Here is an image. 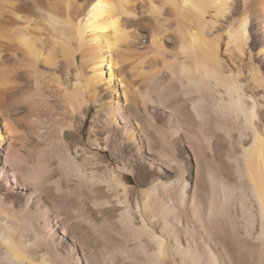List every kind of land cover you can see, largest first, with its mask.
<instances>
[{"label":"bare ground","instance_id":"bare-ground-1","mask_svg":"<svg viewBox=\"0 0 264 264\" xmlns=\"http://www.w3.org/2000/svg\"><path fill=\"white\" fill-rule=\"evenodd\" d=\"M146 1L150 12L144 14L148 12L146 18L153 23L149 24L153 31L151 45L156 52V61L148 65L150 70L160 62L163 65L154 71L167 87L165 111L172 116L167 132L170 137L182 134L194 141V156L198 154L203 160L200 163L195 159L200 174L196 172L206 178L211 188L216 187L207 208L203 209L199 201H194L196 197L189 194L186 169L182 160L169 152L167 137L159 138L162 162L155 165L150 150L142 154L144 147L146 150L152 146L136 125L141 120H138L141 116L138 104L146 102L141 93L146 87L140 91L139 85H143L137 81L138 76L143 79L154 71L143 70L146 64L145 68L141 65L143 69H137L139 72L133 71L142 63L138 49L143 46V33L136 22L144 16L134 0H0L1 123L7 131L17 133L19 138H13L29 140L22 131L24 127L19 128L21 118L12 117L17 106L25 103L24 113L29 117L28 128L33 136L45 142L48 134L57 131L63 140L65 130L73 128L72 119L75 116L85 119L90 104H96L101 112L92 128L99 124L103 136L99 141L95 138V147L99 151L116 152L121 163L110 171L109 179H104L96 170L100 159L94 160L88 149L83 148V164L76 163L74 178L93 183L103 178L114 189L119 186L125 191L119 171L128 170V159L133 161L138 156L137 161L156 169L149 187L142 192V202H137L135 209L128 199L118 200L123 207L120 219L134 231L132 239L156 246L155 253H145L139 264H175L176 259L181 264H264V95L258 92L263 90L264 82L260 64L249 50L250 28L256 24L264 35V0H160L159 7L154 4L156 0ZM258 40L256 54L263 60L264 38ZM161 42L165 43L164 48L171 43L175 45L172 50L169 47L163 50ZM244 68L250 73L251 82L244 77ZM126 70L137 80L128 78ZM204 111L213 115L216 123L213 129L211 124L209 128L203 125V134L198 133L200 138L194 132V121L203 120ZM145 122L152 132L157 131L154 122L149 119ZM212 130L226 139L227 156L231 160L237 158L230 150L234 141L241 147L238 159L243 170H239V176L245 175L250 182L252 196L258 204L255 218L249 214L247 217L243 214L241 219L234 216L229 198H233L236 189L228 180L223 163L209 162L204 150L196 145L207 143L211 137L208 132ZM128 143L132 150L124 153L122 146ZM46 157L27 152L21 159L38 163ZM4 165L0 167V178ZM173 175L175 180L171 178ZM23 186L21 204L27 209L31 196L28 186ZM4 210L0 208V264H82V261L92 264L75 251L63 254L58 243L42 246L37 232L31 240L25 239L23 231L31 224H38V218L35 223L22 222L25 226L19 227V217ZM136 213L137 225L134 224ZM222 217L235 233H243L242 239L238 235L232 242L240 243L236 245L239 248L229 246L228 259L214 244L218 241L210 229L216 226L223 231ZM153 223L159 232L151 227ZM227 240L223 237L222 242L228 243ZM77 250L86 253L79 247Z\"/></svg>","mask_w":264,"mask_h":264},{"label":"rangeland","instance_id":"rangeland-1","mask_svg":"<svg viewBox=\"0 0 264 264\" xmlns=\"http://www.w3.org/2000/svg\"><path fill=\"white\" fill-rule=\"evenodd\" d=\"M134 1L137 3V9L142 8L140 12L144 16L142 17L143 20L141 19L139 22H136L138 23L136 25L142 30L141 32L143 33V46L138 49V53L142 55L141 57H143H140L142 63H139L140 65L137 64L136 68L133 71L139 72L137 71V69L141 70L145 67L146 68L143 70L154 71L158 68L160 69L161 67H163V65L160 62L156 68L151 70L148 65L151 64L152 61L153 63L154 61H156V52L151 45V35H153L152 25H149L153 23H149L151 19L146 18V15L148 14V12H150L147 8L148 3L146 0H144L143 2H140V0ZM145 2L147 5L145 4ZM154 4H158L157 7H159L161 1L156 0ZM145 11L148 12L144 14ZM139 24H141V27ZM255 25L250 28L251 41L249 44V50L253 54L254 60L256 62H259L260 64L259 67L263 75L262 81L264 82V59L261 60L260 55L256 54L257 44L259 41L258 39L260 37L264 38V35L259 32L257 25ZM159 38L160 37L158 35L157 39ZM161 43L163 45V50L168 49V47L172 50L175 45L174 43H171L164 48L165 43ZM141 65H143V68H141ZM126 72V76H128V78L130 76L132 77V75L129 74L131 73L130 71L126 70ZM156 73L157 72L154 71L152 73L153 75L149 74L143 79L140 76H138L139 78L133 76L134 79L135 77L138 78V85L141 83V85L144 86L141 87L139 85L140 91H142V88L145 87V89L149 91L150 88V92L145 91V89L141 92L144 94V102H146L145 105H143L144 103L138 104L139 112L141 115L138 116V120H141H139L140 122L137 121L136 125L138 123L137 127L139 132L144 131L140 135L147 136L149 138V142H151L149 144L150 147H154H151V149L147 148L146 150L144 147L142 154L146 155L147 153H149V151L147 150H150V154H153L152 157L155 160V165L156 163H159V161L162 162L164 159L162 153L159 151V138L167 137L170 141L168 145L169 152L181 159L183 162V167L186 169L185 178L188 181L187 190L189 191V194L192 193V196L194 195L193 198L196 197L194 201H199V204H202L203 209H205L208 206L207 204L209 198L211 199L212 197H214L213 192L216 190V187L211 188L212 186L207 182L206 178L202 176L199 177L196 172L198 170L196 169L195 159L200 161V163H202L203 160L199 159L200 157L198 154V158L194 156L196 155L192 147L194 141L192 139H189L185 135L183 136L182 134L170 137L169 133L167 132L172 121V116L169 114V112L165 111L166 100L164 99H167V87L166 84L161 79H159V74ZM244 77L248 81H250L251 79L250 73H248L247 68H244ZM147 83L148 86H145L147 85ZM153 89L155 90L153 91ZM262 89L264 90V86H262ZM263 90L259 89V94L264 95ZM103 98V100L106 101V96H104ZM24 104L25 103H22L17 106L18 108H16V110L12 112V117L17 119L21 118V120H24V122L25 120L27 121L25 122V124L20 120L19 126L20 123H22V127L19 128L23 129L24 127V130L22 131L23 133L26 132L25 134H27L29 140L25 141L22 138L18 140L17 133L13 131H7L6 127L1 123L0 120V136L2 137L0 141V167H3L4 164H8V166L4 165V168H2V170H4L3 172H1L2 176L0 178V208L2 210L5 209L4 211L6 212H14V214L19 217V221H21V224H18L19 227L20 225L25 226L22 224V222L29 223V221H33L35 223L37 218V221H39L38 224H34L33 226H31L32 224L29 227L26 226L27 230L23 231V237L25 239H29L30 237L32 238V236H34L37 232L40 236L41 245H46L49 243V245L47 246H52L53 243H58L57 245L59 247V250H62L63 254H67L66 252H69V250H72L71 252L75 251V253L80 258H83V256H85L89 259V261L91 260L92 262H90L92 264H139V262L145 259V253L154 254L156 251V246L154 243H137L136 240L132 239V233L134 231L132 227H130V224L120 219V212L122 211L123 207L118 203V200L128 199L132 208L135 209V204L137 202L138 204L142 202V192L146 190L147 187H149L151 183L150 181L153 178L152 172L156 170L155 167L153 169V166H149L139 160L137 161V159H139L138 156H134V154H132L134 156V160H127L126 166L128 170L123 172L119 171V173L122 175H119V177H121L120 180H122L121 182L125 184L126 190L124 191L122 187H117V185H115L117 189H114L113 187H111L113 185H111L110 182H107L104 179H109L110 171L114 168L116 169L117 166H120L119 163L121 162L116 156V152L113 154L108 149L99 151L95 147V138L97 139V141H99L103 136V130L100 128L99 124H95V126L92 128L93 121L98 116L97 114L101 112L99 111L100 109L97 110V106H95L96 104H90L91 107L87 110L85 119L81 120V118H79L78 116H75L72 119L73 128L65 130V136L63 137V140L65 142L61 140V137L57 131H53L52 133L48 134L45 142L44 140L37 139L35 135L33 136V133L28 128L29 117H27L28 115L24 113L26 111V106ZM17 111L19 114L16 113ZM206 114V111H204L203 116H205H202L203 120L194 121V128H196L194 129V132L198 136L203 134L201 133L203 125H206V127L208 128L212 126L213 129L216 123L213 115ZM145 119H149V122H154V126L158 128L155 129L157 131L152 132V129L147 127ZM136 125H134V127ZM96 128L98 130H96ZM147 128L150 131L147 130ZM165 131L167 132L166 134L164 133ZM30 133L32 137L30 136ZM198 133L201 134L199 135ZM208 134L211 135L210 139H208L209 142L207 141L206 143L205 141L204 143L196 145L199 146L202 151L204 150L205 154H203L206 156L209 162H219V164L221 165L223 163V167L228 174V180L231 182V184L234 185V188L236 189L231 196L233 198H229L231 208L233 209L231 211L234 212V216L236 218L239 217L238 219H241V216L243 214H245V217H247V214H249L253 215L255 218L258 213V204L252 196L250 182L245 175H242V177L239 176V170H243L242 162L240 161V159H238L239 154L241 153V147H239L237 141L235 140L234 147L230 150L232 151L233 156H237V158H233L231 160L227 156L229 152V146L224 136L222 134H214V131L210 133L208 132ZM15 136L17 137L13 138ZM124 145L122 146V150L124 153L126 151L132 150V147L129 143L126 146ZM41 146L43 147L42 150L37 149V147L41 148ZM25 147L26 149H24ZM83 148L88 149L89 155H93L94 160H96L97 158L100 159L99 165L96 167V170L99 174L102 173L101 175H103L104 179H101L104 182L100 180V182L97 181L93 183V181H83L81 179L74 178V174L76 173V163L78 162L83 164ZM129 148L130 150H128ZM36 151L38 153H41L45 157L48 155V158L46 157V159L44 160L45 162L43 160V162L41 161L38 163L32 161H22V159H24L25 153L29 152V154L31 153L32 155H35L37 153ZM42 151L48 153L46 154ZM208 158L212 160L210 161ZM45 178H48V180H45ZM171 178L175 180L176 176L173 175ZM23 185L28 186V192H30L31 196V200L28 203L27 209H24L21 204L23 201V194L25 193V188ZM17 211L21 213H18ZM244 211H246V213H243ZM138 219L139 218L136 213V215L134 216V224L137 225L139 223ZM223 219V217L220 218L221 226L224 227L223 231H221L216 226H211L210 229L212 230L218 241V243L214 244L219 249V251L224 254V257L228 259L230 255L229 246L233 244L234 249L239 248L240 246L236 245L240 243L232 242L235 241L238 235L242 239L243 233H235L236 231L230 229L226 222H223ZM243 219L245 220V218ZM151 227L157 232L160 231L155 223H153ZM18 230L20 229L18 228L17 231ZM223 237L228 238V243L222 242ZM166 244L170 245V243ZM208 244L211 245L212 243ZM60 247H62V249ZM78 247L81 248L82 252L86 253L84 255L81 254L77 250ZM66 249L68 250L66 251ZM247 259L249 261H253V259H251L250 257H247ZM174 263L181 264L178 259H176ZM82 264L86 263L82 261Z\"/></svg>","mask_w":264,"mask_h":264}]
</instances>
